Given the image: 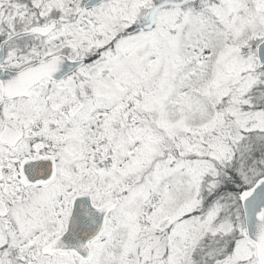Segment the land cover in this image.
<instances>
[{
    "label": "snow or ice",
    "instance_id": "obj_1",
    "mask_svg": "<svg viewBox=\"0 0 264 264\" xmlns=\"http://www.w3.org/2000/svg\"><path fill=\"white\" fill-rule=\"evenodd\" d=\"M0 264H264V0H0Z\"/></svg>",
    "mask_w": 264,
    "mask_h": 264
}]
</instances>
